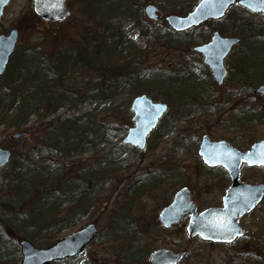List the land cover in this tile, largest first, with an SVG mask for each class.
<instances>
[{
	"label": "rangeland",
	"instance_id": "1",
	"mask_svg": "<svg viewBox=\"0 0 264 264\" xmlns=\"http://www.w3.org/2000/svg\"><path fill=\"white\" fill-rule=\"evenodd\" d=\"M148 1H151L159 8L160 16L158 20H151L144 13V7ZM197 1L128 0V4L136 8L134 14L130 12L126 14L118 13L108 18L109 32L113 34L112 40L116 41L117 35L123 34L134 42L135 47L139 51L142 50V53L138 52L136 54L137 59H141L140 66L137 68L139 72L137 76H134L136 71L132 66L133 68L130 67V71L133 72L134 70V74L131 75L140 84L144 83V86H147L146 89L148 91L144 93L149 97H152L156 101L165 100L169 104L168 109L170 110L164 118L163 125L169 124L167 119H170V116L172 117V114L169 113L174 110V107L177 110V114L179 113L176 120L178 123L172 131L170 129L165 135L161 134L155 148H144L145 154L143 156L140 157L137 153H134V157H129L127 154L129 150L124 146L122 147L123 143H121V139L126 134L127 127L133 125V122L130 120L132 111H130L129 105L132 101L131 94L134 90L133 84L120 89L112 88L107 90L111 84L116 83L115 77L106 79L104 82L105 87L99 90L92 89L91 98L84 102H78L75 106L59 108L55 115L49 114L48 116H44L39 115L40 113L33 114L30 116L26 127L20 128V131L26 130L25 136L12 139L11 135L19 132V130L0 125V147L11 148L17 151L44 140L45 128L47 126L45 123L49 119L58 115H62V120L68 117L73 118L75 125L83 124L90 126L91 134L88 138L91 144L88 143L79 154L74 155V159L79 160V164L82 166L92 165V163L99 161L106 154L107 162L116 167L118 175H122L121 182L113 190L110 187L113 183V178L103 185L104 190L99 194L101 197H106L102 199L103 201L87 203L85 205L86 212L78 219V222L68 228H64L61 233L54 237V240L62 238L87 223L93 222L96 225L97 232L95 237L98 235V238L95 240L94 237V242L86 245L81 253L71 258V264H128V260L123 259V257L118 258L117 256L116 258L114 256L112 250L108 249L107 241L102 242L104 240L103 233L109 231V217H112L115 208L113 203L119 198L118 195L124 188L125 183L131 178L134 179L140 172H154L156 170L159 173H164V180L161 185L152 190L151 194H141V198L137 200L136 209L134 210V215L138 217L136 222L141 225L138 229L139 242L146 246L149 250L148 254L150 251L160 248L178 251L181 248L187 247V254L178 264H264V222L262 221L264 216V197L250 213L243 215L240 219L239 223H241L243 228V235L229 244L210 243L199 237H194L189 242L184 224L168 229L159 223L158 216H156L162 208L160 204L163 202L166 204L165 201L167 203L170 202L174 196V192L182 185L187 186L191 191L196 193L200 208H206L211 205L221 206V196L229 184V178L224 169L217 168L215 170L214 167H207L201 161L198 146L202 135L206 134L214 141H218V139L225 140L239 150H246L252 142L264 139V120L260 123L252 122L254 124L245 125L242 121H238L236 117V115L239 116V114L245 111L252 112L254 108L264 116V96L260 97V95L258 96L253 93V90L259 85L246 87L244 83L240 81L236 82L235 75H230V72L234 71L233 67H230L227 63L229 57L225 61L228 69L227 77L222 84H215L209 70L207 74L200 69L202 55L193 50V46L205 41H202V31L200 32L201 28H199L202 25L194 33L192 41H189L184 36L187 40L183 38L181 41L179 40V42L183 41L180 45H178L179 42L174 44V37L167 31V27H170L165 23L164 17L172 13L170 12L171 10L178 12L182 9V14H185V12L191 10V7ZM32 4L33 0H10V3L4 9V14L0 18V34L7 33L12 27H16L17 19L21 15L22 17L28 16L33 11ZM79 6L80 4L77 2H75L74 6H70V13L64 21L48 22L41 19L40 23H33L34 25L30 27L23 28L22 30L19 29L17 46L23 48V46L28 44L33 45L34 43L41 42L47 49L49 47L48 43H53L52 39H54V35L56 40H58L57 43L55 42V46L59 50H64L66 45L73 39L80 43L83 31L85 30L83 25L85 17L81 13ZM231 9L234 10L233 7ZM231 9L228 10L222 19L213 20L210 25L205 24V31L209 35L206 40L212 34V29H216L219 32L218 29L223 27L227 32L224 37H239V43L233 49V52H236L237 47L247 41L248 36H244L245 34L242 33L248 32L249 25L251 26L250 28L264 33V18L261 14L250 13L251 16L248 17V22L244 27H233L229 23L231 22V15L234 13ZM237 10L240 11L239 9ZM138 19H142L143 25H147L143 26L144 29L142 31L143 33L145 32V35H140L141 30L137 25V23L139 24ZM96 29L104 31L106 27L101 24L99 27L92 28V31ZM156 29L160 32H154ZM109 32L105 31L106 34ZM189 42H192L193 45H190ZM249 44L257 46L246 47L245 52L241 54L242 63L258 66V69L255 71H259V69L264 70V45L254 42ZM118 50L120 49L118 48ZM120 52L125 54L124 51ZM177 68L181 69L183 74L191 70L192 75L197 77L192 83L190 81L179 83L181 82L179 79H175L173 82V87L177 85L175 93L183 96L192 89L191 85L197 81L198 88L195 91V97H197L196 99L199 98L201 103L197 105L195 110L187 108L186 98L181 100L178 96H176L178 102L173 105L172 103L170 104L154 81L156 80L154 79L155 77L171 73ZM78 72H84L82 75L86 79L90 76L94 78L98 74L97 70L94 72L89 68L88 70H79ZM262 72L258 73L262 74ZM62 80L65 84L68 83V78ZM208 85L210 86L209 89L207 88ZM91 87L96 88L95 85ZM2 92L3 85L0 83V95ZM179 102L182 103L179 104ZM215 108L217 109L216 111L214 110ZM249 116L251 119L255 118L254 114L245 115V117ZM189 120H192L195 138L198 137L200 140L195 147L179 144L178 142L182 141V139H176L178 135L186 132V129L190 126ZM71 121L73 122L72 119ZM155 135L156 133L151 138H154ZM64 148L65 146L61 145V153L65 152ZM132 149L137 150L136 148ZM167 157L169 159L171 157L173 162L165 163ZM38 160H41V164L47 168L49 173H60L70 161L69 158L64 156L59 157V153L56 150L51 151L49 154L38 153L34 161L37 162ZM6 168L7 166L0 169V176H2V172L6 171ZM22 171L25 172L26 169L22 168ZM25 176L28 177L27 174ZM178 176L181 179L178 180V184L173 188L172 183L177 180ZM23 178L25 177L23 176ZM240 179L249 183H264V166L249 167L243 164L241 166ZM2 180V182L0 181V204L1 202H8L11 198L14 192L13 185L17 181L13 175H7ZM222 182L226 184H221ZM91 200H95L94 197ZM116 226L122 227L118 220L115 223ZM122 229L125 230L126 228ZM0 236H2L0 245V254L2 256L0 255V261L5 258L6 264H11L15 261V264H18L22 258L20 245L17 239L9 240V236L4 233L1 223ZM53 263H55V260L46 264Z\"/></svg>",
	"mask_w": 264,
	"mask_h": 264
},
{
	"label": "trees",
	"instance_id": "2",
	"mask_svg": "<svg viewBox=\"0 0 264 264\" xmlns=\"http://www.w3.org/2000/svg\"><path fill=\"white\" fill-rule=\"evenodd\" d=\"M170 1L175 2V0ZM75 2L80 4L81 13L85 17V23L83 24L85 32L83 31L80 43L73 39L66 45L64 50H59L55 46V42L57 43L58 40L54 35L53 43H48L49 47L47 49L41 42L33 45L28 44L23 48L17 46L15 49L9 66L0 78V83L3 85V92L0 95V125L3 127L20 131V128L26 127L30 116L33 114L55 115L59 108L75 106L78 102H84L91 98L92 89L99 90L105 87L104 82L109 78L115 77L116 83H114L115 85L111 84L107 90L120 89L133 84L132 97L148 91L144 83L140 84L138 80L132 77L131 74H134V70L133 72L130 71V67L133 66L136 71L134 76H137L139 72L137 68L140 66L141 59H137L136 54L138 52L142 53V50L139 51L134 42L123 34H118L116 41L112 40L113 34L109 32L108 27V18L118 13L126 14L130 12L134 14L136 8L129 5L128 0H66L68 7L74 6ZM234 6V10L231 9L232 7L230 8L232 12L234 11L231 15V22H229L231 23L230 26L244 27L248 22V17L251 16L250 12L240 6ZM181 11L182 9L178 12L173 10L170 12L181 15L183 13ZM17 20L16 27L21 30L34 25L33 23L41 22L34 11H31L28 16L22 17L21 15ZM141 20L137 25L141 30L140 35H145V32L142 31L146 24L143 25ZM210 23L212 22L207 21L203 23L204 26H198L201 28L200 32L202 31V41L209 36L205 31V24L210 25ZM101 24L106 27L104 31L99 29L92 31V28L99 27ZM198 27H192V29L182 33H176L167 27V31L174 37V44H177L182 38L186 40L188 38L189 41H192L194 33L199 29ZM250 27L249 25L248 32L242 33L245 34L244 36H248L247 41H242V45L237 47L236 52L232 50L227 60L234 71L230 72V75H235V81L244 83L246 87L256 86L264 82V70L255 71L258 66L242 63L241 54L245 52L246 47L257 46L249 43L254 42L264 45V33ZM218 30L222 35L227 34L223 27ZM105 31L109 33L106 34ZM154 32L160 31L156 29ZM182 42H179L178 45ZM189 44L193 45L192 42H189ZM120 51H124L125 54ZM200 67L204 73L208 74L206 65L201 64ZM88 68L94 72L97 70V76L94 78L90 76L86 79L82 75L84 72H78L79 70H88ZM260 71H263L262 74L258 73ZM67 78V84L62 82V79ZM154 79H156L154 81L160 88L162 95L170 104H176L178 98L181 100L186 98V107L195 110L197 105L201 103V100L195 97V91L198 88L197 81L191 85L192 89L183 96L175 93L177 85L173 87L175 79L181 80L179 83H182V81L192 83L197 79L196 76L192 75L191 70L183 74L182 70L177 68L171 73L163 74ZM92 85H95L96 88H92ZM209 87L208 85L207 88L209 89ZM157 91L159 92V90ZM168 111L148 136L145 148H155L159 136L161 134L165 135L170 129L172 131L178 123L176 120L179 113L177 114L174 107V110L169 113L172 114V117L170 116V119H167L169 124L163 125ZM248 114H254L255 118L245 117ZM236 117L238 121H242L245 125L254 124L252 122L260 123L264 120L262 113L255 108L252 112L245 111L239 116L236 115ZM61 118L62 115H58L45 123L47 126L44 140L27 146V148L13 150L6 171L2 172V176H0L1 182L7 175H13L17 180L13 185L14 192L11 198L8 202H1L0 204V223L4 233L9 236V240L17 239V242H19L21 238H25L38 247L53 244L56 235L61 233L64 228L78 222V219L83 216L86 212L85 205L87 203H98L106 198L99 195L103 192V185L106 182L113 178V183L110 185L111 190H113L122 180V175L116 173V167L107 162L106 154L92 165L82 166L79 164V160L74 159V155L79 154L88 143L91 144L88 140L91 136L90 126L75 125L74 119L70 117L63 120ZM189 125L186 132L178 135L176 139H182L178 142L179 144L195 147L200 140L198 137L195 138L192 120H189ZM154 133H156L155 139L151 138ZM183 136L184 138H182ZM61 145L65 146L64 153H61ZM123 146L129 150L127 152L129 157H134V153H137L140 157L145 154V150H133L132 147L124 143ZM53 150L59 153V157L64 156L70 160L65 167L63 166L64 169L60 173H49L47 168L41 164V160L34 161L38 153L49 154ZM167 162H173L172 158L167 157L165 163ZM22 168L26 171H22ZM215 170H217V167ZM26 174L28 177L25 176ZM164 178V173H159L157 170L154 172L145 171L140 172L134 179L131 178L125 183L124 188L118 195L119 198L113 203L115 208L112 217H109V231L103 233L105 241L102 240V242L107 241L108 249L112 250L116 258L117 256L118 258L123 257V259L128 260V264H146L149 250L139 242L138 229L141 225L136 222L138 217L134 215L135 205L137 200H140L141 194H151L152 190L161 185ZM179 179L181 177L178 176L177 180L172 183L173 188L176 187ZM221 184L226 183L222 182ZM92 197L95 200L92 201ZM165 202L167 203V201ZM164 204L163 202L160 205L163 206ZM117 220L122 227H115ZM262 221L264 222V216ZM122 228L126 229L123 230ZM1 238L2 236H0V245ZM96 238H98V235L95 240ZM108 242L111 243L108 244ZM70 260L71 258H66L55 261L53 264H71ZM15 263L16 261L11 264ZM0 264H6L5 258L0 261Z\"/></svg>",
	"mask_w": 264,
	"mask_h": 264
},
{
	"label": "water",
	"instance_id": "3",
	"mask_svg": "<svg viewBox=\"0 0 264 264\" xmlns=\"http://www.w3.org/2000/svg\"><path fill=\"white\" fill-rule=\"evenodd\" d=\"M10 0H0V17L4 7ZM238 4L252 13H260L264 17V0H198L192 9L185 15L170 13L164 17L165 22L174 31L182 32L192 27L203 24L206 20H217L224 17L227 9ZM32 9L40 19L46 21L62 20L69 13L65 0H33ZM144 13L152 20H158V7L149 3L144 8ZM19 31L12 28L9 33L0 35V76L8 66L12 56ZM209 40L203 44L193 46V50L202 56L203 64L207 65L214 81L221 84L226 77V68L223 64L229 51L236 46L237 36H222L216 29L212 30ZM256 94H264V83L254 91ZM164 101H154L146 93L136 95L130 103V111L133 112L131 122L133 126L127 128L122 143L143 150L147 137L153 132L160 118L168 110ZM26 131L16 132L11 137L24 136ZM198 152L202 161L207 166H223L230 178V185L226 188L222 197L221 207L211 206L197 213L196 205L191 202L187 187L178 189L173 200L163 208L158 216L159 222L164 227L176 224L183 214L190 212L186 233L191 240L195 235L203 239L218 242H231L237 236L242 235V227L239 218L259 204L264 197V183H249L240 180L241 165L264 166V139L251 144L248 150L242 151L233 147L225 140L213 141L209 136L202 135ZM11 152L7 148L0 147V168L10 160ZM97 230L94 223L74 230L73 233L54 241L52 245L37 247L28 239H21L20 254L22 258L19 264H46L54 260H62L73 257L95 237ZM187 249L174 251L160 248L153 250L147 257V264H175L181 260Z\"/></svg>",
	"mask_w": 264,
	"mask_h": 264
},
{
	"label": "flooded vegetation",
	"instance_id": "4",
	"mask_svg": "<svg viewBox=\"0 0 264 264\" xmlns=\"http://www.w3.org/2000/svg\"><path fill=\"white\" fill-rule=\"evenodd\" d=\"M188 191L190 193L188 199L196 205L197 210L200 211L201 209H203V208H200V206L197 202L196 193H194V191H191V189H189ZM189 219H190V215H189V213H187L181 218L180 222H178L177 225H180V224L186 225L189 222ZM210 243H212V242H210ZM214 243H218V242H214Z\"/></svg>",
	"mask_w": 264,
	"mask_h": 264
},
{
	"label": "snow or ice",
	"instance_id": "5",
	"mask_svg": "<svg viewBox=\"0 0 264 264\" xmlns=\"http://www.w3.org/2000/svg\"><path fill=\"white\" fill-rule=\"evenodd\" d=\"M262 156H264V154H262ZM262 163H264V159H262V161H261Z\"/></svg>",
	"mask_w": 264,
	"mask_h": 264
}]
</instances>
